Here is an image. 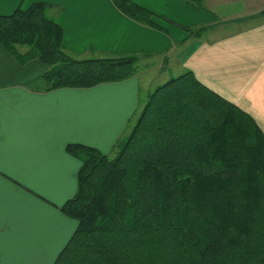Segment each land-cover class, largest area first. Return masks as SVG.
Listing matches in <instances>:
<instances>
[{"label": "trees", "instance_id": "trees-1", "mask_svg": "<svg viewBox=\"0 0 264 264\" xmlns=\"http://www.w3.org/2000/svg\"><path fill=\"white\" fill-rule=\"evenodd\" d=\"M184 1L201 10L205 0ZM113 2L154 26L135 0ZM0 46L21 65L44 64L53 90L145 68L137 55L72 56L43 3L0 15ZM128 131L114 158L68 145L82 166L61 210L78 227L55 264H264V132L249 114L186 70L154 88Z\"/></svg>", "mask_w": 264, "mask_h": 264}, {"label": "crops", "instance_id": "crops-1", "mask_svg": "<svg viewBox=\"0 0 264 264\" xmlns=\"http://www.w3.org/2000/svg\"><path fill=\"white\" fill-rule=\"evenodd\" d=\"M260 1L205 0L198 10L184 0H135L152 13L151 26L125 15L113 0H0L5 16L47 5V15L62 28L64 46L74 57L137 55L145 67L125 81L53 90L43 78L44 64L21 65L0 46V244L5 264H55L78 227L61 210L77 192L82 166L67 147L113 151L140 109L141 76L154 68L147 60L159 58L161 72L191 71L264 132ZM200 29V37L190 34Z\"/></svg>", "mask_w": 264, "mask_h": 264}, {"label": "rangeland", "instance_id": "rangeland-1", "mask_svg": "<svg viewBox=\"0 0 264 264\" xmlns=\"http://www.w3.org/2000/svg\"><path fill=\"white\" fill-rule=\"evenodd\" d=\"M259 2H261V1L259 0ZM261 3H263V2H261ZM158 60H159V58H153V59L147 60L150 63H152V66L154 68H152V70H147L148 74L145 77L141 76L142 88H141V101H140L141 106H140V108L147 102L150 93L154 90V88L156 86H160V85L164 84L170 78L175 77V76H179L183 73L182 70L180 72L179 69H177V68L166 70V71L164 70L161 72L159 69L161 65L158 64ZM142 70L144 72V69H142ZM164 72H165V74H163ZM127 132H129V131H127ZM104 154L109 155L110 158H114L116 156V152H114V150L109 152V153H104Z\"/></svg>", "mask_w": 264, "mask_h": 264}, {"label": "snow or ice", "instance_id": "snow-or-ice-1", "mask_svg": "<svg viewBox=\"0 0 264 264\" xmlns=\"http://www.w3.org/2000/svg\"><path fill=\"white\" fill-rule=\"evenodd\" d=\"M3 256V250H2V244H0V264H5V262L2 259Z\"/></svg>", "mask_w": 264, "mask_h": 264}]
</instances>
